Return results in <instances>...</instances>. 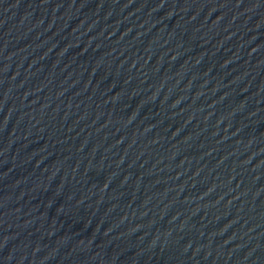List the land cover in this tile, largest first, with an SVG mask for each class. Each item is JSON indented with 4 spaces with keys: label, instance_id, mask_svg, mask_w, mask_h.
Returning a JSON list of instances; mask_svg holds the SVG:
<instances>
[{
    "label": "water",
    "instance_id": "95a60500",
    "mask_svg": "<svg viewBox=\"0 0 264 264\" xmlns=\"http://www.w3.org/2000/svg\"><path fill=\"white\" fill-rule=\"evenodd\" d=\"M0 264H264V0H0Z\"/></svg>",
    "mask_w": 264,
    "mask_h": 264
}]
</instances>
